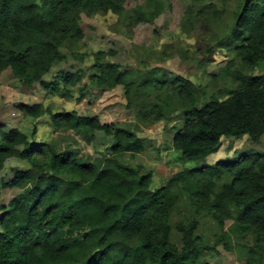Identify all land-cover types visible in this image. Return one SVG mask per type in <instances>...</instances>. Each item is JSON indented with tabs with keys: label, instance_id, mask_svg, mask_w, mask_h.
<instances>
[{
	"label": "trees",
	"instance_id": "16d2710c",
	"mask_svg": "<svg viewBox=\"0 0 264 264\" xmlns=\"http://www.w3.org/2000/svg\"><path fill=\"white\" fill-rule=\"evenodd\" d=\"M188 1L194 13L201 7L196 15L208 11L216 19H223L230 7V28L218 48L232 46L238 61L229 60L218 77L229 86L226 93L212 96L204 86L158 71L136 77L106 61L102 52L94 54L97 73L88 80L99 91L120 87L126 110L141 120L168 124L179 115L172 146L192 166L152 189V176L141 165L121 162L127 154L144 151L134 132L74 111L21 105L26 117L48 114L56 129L91 136L102 132L112 145L108 156L85 161L50 144L32 145L19 130L0 126V193L20 191L0 206V264H200L204 253L216 250L194 235L196 220L177 225L180 250L170 242L169 215L176 201L171 186L178 182L193 186L192 196L206 203L218 225L232 222L239 252L228 233L216 239L217 245L242 256L245 264H264V152L205 163L223 138L247 137L253 149L262 148L264 0H220V7L213 0ZM166 2L145 0L127 10L126 0H0V73L9 69L22 86L38 85L46 95H69L79 75L45 77L66 59L63 50L71 52L83 39L82 15L111 13L132 25L151 24ZM85 90L78 89V99ZM11 158L25 161L28 168L4 181L2 171ZM223 178L229 182L218 188ZM246 238L250 243H242Z\"/></svg>",
	"mask_w": 264,
	"mask_h": 264
},
{
	"label": "rangeland",
	"instance_id": "374dc122",
	"mask_svg": "<svg viewBox=\"0 0 264 264\" xmlns=\"http://www.w3.org/2000/svg\"><path fill=\"white\" fill-rule=\"evenodd\" d=\"M144 1L126 0L125 9L142 5ZM221 3L220 0H213V4L219 7ZM200 8H194V13L188 0H167L161 13L151 24L138 25H132L111 13L82 15L80 28L83 39L74 45L71 52L64 49L66 59L54 64L45 77L46 80H51L57 72H63L79 75V83L69 89V95H46L38 85L22 86L9 69L3 70L0 73V126L4 131L19 130L28 137L32 145L50 144L58 151H70L77 158L92 161L110 154V137L102 132L91 136L65 128L56 129L48 114L38 118L26 117L20 106L41 104L52 113L74 111L79 116L96 117L102 124H116L134 132L144 146L142 153L135 157L127 154L121 162L131 167L141 165L144 173L152 176V189L166 185L174 176L192 166L172 146L181 117H172L168 124L165 121L141 120L126 110L124 93L120 87L99 91L90 86L88 78L97 73L94 54L102 52L106 61L136 77L158 71L160 75L164 73L167 77L180 76L192 84L204 86L212 96H216L219 91L226 93L229 86L218 77L229 60L238 61L232 46L218 48L230 28V7L226 9L228 13L223 15V19L214 18L208 11L196 15ZM246 72L258 75L261 71L249 69ZM83 86L86 88L85 93L78 99V89ZM261 146L262 148L253 149L247 137L240 140L223 138L219 150L207 157L205 163L213 165L218 161H231L239 154L250 151L264 152V137L261 139ZM27 168L25 161L8 159L2 171L3 180L9 181L17 171ZM228 182V179L223 178L217 187ZM194 191L192 185L185 183L178 182L171 186L176 201L169 215L170 242L180 250L182 241L176 230L177 225L196 220L194 235L205 246L216 250L215 253H204L200 264H245L242 256L229 253L216 243V239L228 233L234 250L239 252L236 242L240 240L236 241L232 234V222L226 221L224 227L218 225L206 203L192 196ZM19 193L17 189L3 190L0 193V206L7 205ZM250 241V238H246L242 243Z\"/></svg>",
	"mask_w": 264,
	"mask_h": 264
}]
</instances>
